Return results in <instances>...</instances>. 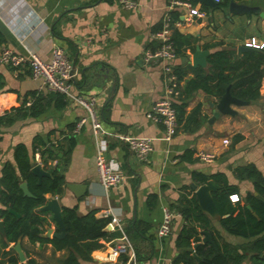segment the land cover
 Masks as SVG:
<instances>
[{
	"label": "crops",
	"instance_id": "crops-1",
	"mask_svg": "<svg viewBox=\"0 0 264 264\" xmlns=\"http://www.w3.org/2000/svg\"><path fill=\"white\" fill-rule=\"evenodd\" d=\"M134 1L137 8L125 9L119 0H0V32L4 38L0 50L6 46L18 54L34 53L48 61L55 46L64 48L77 73L75 93L97 97L99 117L112 134L107 136L106 157L128 177L122 187L105 189L99 182L96 161L100 137L94 134L89 121L79 132L75 131L77 123L88 117L89 112L59 93L43 90V81L33 79L28 69L0 64L5 83L0 89L3 107L0 180L3 170L10 167L22 182L20 161L43 164V156H50L42 166L50 172L58 167L65 181L61 195L47 194V198L57 197L62 209H74L80 217L93 212L96 218L111 219L115 215L121 220L120 225L108 226L110 235L101 240L102 247L91 253V260L80 259L81 264H176L182 251L178 237L183 231L185 234L195 225L199 243L204 237L199 223L190 222L178 211L182 204L196 196L192 185L200 187L205 183L199 178L206 176L212 180L213 174L223 173L231 185L238 186L242 200L248 192H254V182L237 178L235 169L254 164L264 175V78L258 101L232 105L235 114L221 115L213 122L215 107L212 104L219 98L201 89L196 91L187 100L177 134L167 142L163 139L164 126L149 116L155 103L165 95L164 65L162 61L148 65L143 61L147 48H158L159 41L154 34L163 28L169 13L175 22L173 33L178 31L193 37L190 45L181 46L183 55L177 54L172 63L175 74L177 66L186 68L182 80L176 74L182 92L177 99L180 101L186 82L195 77V70L200 67L209 71L210 55L220 50H235L234 60H238L247 52H240V46L254 41L264 44V19L257 14H230L228 7L225 10L218 6L210 8L192 0L205 16L189 21L190 15L180 7H169L172 0ZM255 1L236 2L259 6L264 11V2L255 4ZM197 47L208 51L204 67L193 63ZM32 92L44 95L38 110L40 114L23 117L13 113L24 101L30 104ZM117 134L151 138L154 150L149 162L139 161ZM225 140L229 144H225ZM200 153L213 154L215 159L202 161ZM69 185H79V188L72 191ZM164 207L181 215L173 220L171 235L160 239L157 231L164 217ZM3 208L0 203V210ZM108 211L110 215L106 217ZM205 214L223 242L245 241L225 232L220 216L212 218ZM50 226L55 232L60 231L55 222L51 221ZM114 233L121 236H111ZM123 234L130 248L115 261H109L111 248L125 242L121 239ZM3 241L0 233V263L7 264L3 253L15 243L4 247ZM20 241L26 260L21 262L18 258V264H30V261L63 264L69 254L68 249L57 250L52 243L33 244L28 236ZM192 243L195 244V239Z\"/></svg>",
	"mask_w": 264,
	"mask_h": 264
},
{
	"label": "trees",
	"instance_id": "trees-1",
	"mask_svg": "<svg viewBox=\"0 0 264 264\" xmlns=\"http://www.w3.org/2000/svg\"><path fill=\"white\" fill-rule=\"evenodd\" d=\"M231 1L233 0H222L217 6L225 10ZM235 1L251 3V0ZM262 2L264 0H257L254 3ZM177 17L178 15L175 16V18ZM172 40L177 54L183 55L181 46L190 45L193 37L174 31ZM2 42H4V38L0 32V44ZM236 57L235 50H220L209 56V71L200 67L195 70V77L186 82L180 101L175 100L178 122L182 121L185 115L187 100L200 89L209 96L220 99L231 85L230 92L238 99L256 102L261 98L260 89L264 78V50H249L242 53V58L234 60ZM185 69L181 66L175 68L180 80L184 78ZM4 85L3 77L0 74V89ZM30 96L33 98L30 104L24 101L23 105L15 109L13 113L23 117L40 114L38 110L40 102L44 99L43 93L32 92ZM44 110L45 108L42 109V111ZM197 112L198 110L195 111V115ZM195 115H192L191 118H194ZM51 156L53 158L55 155ZM50 159V156L44 155L42 163L45 164ZM33 164L36 163L28 160L19 163L22 182H27L33 197L24 194L20 188L22 182L13 169L6 167L3 170V177L0 180V203L4 206L0 210V218L5 221L6 232L3 246L7 247L22 237L28 236L33 244L37 242L52 243L57 250L68 249L69 254L62 261L63 264H81L80 259L91 260V253L101 248V240L107 239L110 235L107 229L110 218H96L93 212L80 217L74 209L63 208L62 216L66 226L65 237L62 239L44 238L48 213L41 212L40 208L46 204L47 194L61 195L65 180L58 167L51 172L43 167L51 176L40 182L39 178L31 172ZM235 174L242 181L254 182V192H248L245 198L240 199L237 203L231 201V196L238 195L240 190L238 186L231 185L223 173L213 174L212 180H208L206 176L199 180L205 184L212 181L217 187V191L213 193V199L225 232L244 238L246 242L232 245L224 241L222 245L219 244V240L223 237L211 226L208 216L201 210L198 198L195 196L187 203L182 204L178 211L190 222H198V227L203 231L215 232L214 244L200 243L197 248H194L192 239H195V244L201 240L198 229L192 225L188 231H185V234L183 231L178 237V247L182 251L176 264L180 262L184 264H264V175L254 164L237 167ZM9 209H13L21 217L12 214ZM117 235L121 236V233H114L111 236ZM13 251L10 249L3 253L7 264H18V256ZM0 264H4V262ZM30 264H34V262L30 261Z\"/></svg>",
	"mask_w": 264,
	"mask_h": 264
},
{
	"label": "built area",
	"instance_id": "built-area-1",
	"mask_svg": "<svg viewBox=\"0 0 264 264\" xmlns=\"http://www.w3.org/2000/svg\"><path fill=\"white\" fill-rule=\"evenodd\" d=\"M220 3L222 0H213ZM121 6L125 9H135L138 4L134 0H119ZM180 7L186 14H189L191 21L193 17H204L205 13L201 11L199 5H194L192 0H172L169 7ZM179 24V22H176ZM174 19L168 13L164 21L163 28L154 34V38L159 41L157 49L145 50L143 61L145 64L151 62L162 61L163 70L165 74V95L158 100L149 114L150 118L155 122L162 124L165 129L164 140L170 142L177 134L178 116L175 108V100H177L182 92L177 75L173 71V61L176 58V49L172 40ZM247 46L263 49L264 44L256 43L255 41L247 44ZM0 64L6 65L13 69H28L33 79L42 80L43 86L49 91L57 92L64 95L66 99L74 101L79 106H82L89 112V116L82 118L75 128L79 132L87 121L91 122L93 132L100 139L97 143V171L100 184L105 189L120 188L126 180V173L117 165L110 162L106 154L108 152L107 136L112 135L103 126L102 120L99 117L97 109V97L95 95L84 96L75 93V85L77 73L73 64L71 63L68 54L61 46H55L51 53L50 60H44L37 54L22 55L16 53L9 47L3 46L0 50ZM3 114L2 101L0 99V116ZM117 136L128 146V148L135 154L137 159L141 162H149V157L153 152V143L151 138L135 137L129 135ZM225 144H229L225 140ZM39 156V155H37ZM199 157L202 161L212 162L215 156L210 153H200ZM239 196L237 194L231 196L232 202H238ZM164 217L158 228L157 235L160 239L168 238L172 233L173 220L181 214L170 207L163 208ZM110 212H106V217ZM120 218L113 215L110 219L109 225H120ZM121 227V226H120ZM125 242L117 243L111 248L107 259L115 261L122 253H125L130 248L127 237L123 234L121 238Z\"/></svg>",
	"mask_w": 264,
	"mask_h": 264
},
{
	"label": "water",
	"instance_id": "water-1",
	"mask_svg": "<svg viewBox=\"0 0 264 264\" xmlns=\"http://www.w3.org/2000/svg\"><path fill=\"white\" fill-rule=\"evenodd\" d=\"M204 5L214 8L217 7L218 3L214 2L213 0H197ZM228 11L230 14L235 15H252L257 14L262 19H264V11L259 6H250L247 4L238 3L236 1H231L228 6ZM257 48L242 45L239 47V51H248V50H255ZM208 55V51H203L199 47H197L196 52L193 56V63L195 66H206L207 60L206 57ZM93 76L100 77V74L98 73H92ZM43 90L48 91L46 87H43ZM113 87V92H114ZM249 104L248 101H243L241 99H238L237 97H234L231 92L230 88L227 89L226 93L217 101V103L212 104L213 107H215L214 116L212 118V122L216 119L220 118L221 115H233L235 114V111L231 108L232 105H247ZM31 172L37 176L42 181L45 177H50L51 174L43 168V166L39 163L33 164ZM69 189L72 191H75L74 189L79 188V185H69ZM20 188L23 190L24 194L28 197H33V194L30 192L27 182L23 181L20 184ZM193 190H195V194L198 198V203L201 208V210L205 213H207L212 218H217L220 216L216 204L214 202L212 192L217 191V187L214 185L212 181H209L207 184H204L200 187H197V185H192ZM251 208L250 206L248 207ZM9 211L12 214H15L16 216L20 217L19 214H17L13 209H9ZM41 212H47L46 215L47 218V224H45L46 233L43 235L44 238H63L66 235V226L63 221L62 216V207L60 204V201L57 197H50L47 199L46 204L40 208ZM255 216L256 213H254ZM49 216L51 220L48 219ZM51 221L55 222L57 227L59 228V232H55L54 229L50 226ZM0 233L3 236V239L6 240V232H5V221L0 219ZM203 238L202 242L203 244H214L213 236L210 231H202ZM200 243L194 244V248H197ZM12 249L16 252L19 260L21 262H24L26 260V256L22 250L21 247V241L18 240L15 245L12 247Z\"/></svg>",
	"mask_w": 264,
	"mask_h": 264
},
{
	"label": "rangeland",
	"instance_id": "rangeland-1",
	"mask_svg": "<svg viewBox=\"0 0 264 264\" xmlns=\"http://www.w3.org/2000/svg\"><path fill=\"white\" fill-rule=\"evenodd\" d=\"M47 217H48L49 220H51V218L49 216H47ZM219 241H220L221 244H223L222 239H220ZM232 241H233L232 245L242 244V243H245L246 242L244 240H243L244 242L243 241H240V240L239 241L238 240H232Z\"/></svg>",
	"mask_w": 264,
	"mask_h": 264
}]
</instances>
